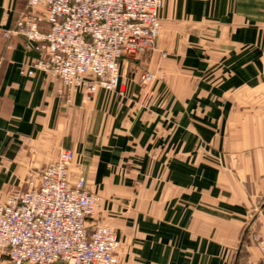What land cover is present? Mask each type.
Here are the masks:
<instances>
[{
	"label": "crops",
	"instance_id": "0c3cea01",
	"mask_svg": "<svg viewBox=\"0 0 264 264\" xmlns=\"http://www.w3.org/2000/svg\"><path fill=\"white\" fill-rule=\"evenodd\" d=\"M27 1L0 0V197L73 150L71 179L102 198L90 223L115 229L122 264L258 262L264 0H164L155 49L120 61L118 91L70 103L57 79L21 73L41 56L7 35Z\"/></svg>",
	"mask_w": 264,
	"mask_h": 264
},
{
	"label": "built area",
	"instance_id": "2783aa9c",
	"mask_svg": "<svg viewBox=\"0 0 264 264\" xmlns=\"http://www.w3.org/2000/svg\"><path fill=\"white\" fill-rule=\"evenodd\" d=\"M164 0H28L9 34L41 53L23 75L42 71L60 82L71 102L74 91H118L120 61L156 47ZM41 8V12H37ZM156 74L140 75L145 86ZM123 93V91H120ZM76 154L62 149L26 188L0 197V253L11 264H122V246L111 226L90 223L102 198L86 186L83 172L70 169ZM264 264V240L256 237Z\"/></svg>",
	"mask_w": 264,
	"mask_h": 264
},
{
	"label": "water",
	"instance_id": "95a60500",
	"mask_svg": "<svg viewBox=\"0 0 264 264\" xmlns=\"http://www.w3.org/2000/svg\"><path fill=\"white\" fill-rule=\"evenodd\" d=\"M256 219V216L252 219V221H251V223L247 226V228H246V230H245V233L244 234H246L247 233V231L249 230V228H250V226H251V224H252V222L254 221Z\"/></svg>",
	"mask_w": 264,
	"mask_h": 264
}]
</instances>
